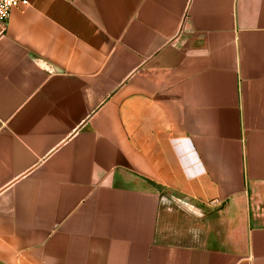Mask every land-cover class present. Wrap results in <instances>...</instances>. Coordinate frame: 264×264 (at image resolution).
<instances>
[{
    "label": "crops",
    "instance_id": "crops-1",
    "mask_svg": "<svg viewBox=\"0 0 264 264\" xmlns=\"http://www.w3.org/2000/svg\"><path fill=\"white\" fill-rule=\"evenodd\" d=\"M0 264H264V0L13 9Z\"/></svg>",
    "mask_w": 264,
    "mask_h": 264
},
{
    "label": "built area",
    "instance_id": "built-area-1",
    "mask_svg": "<svg viewBox=\"0 0 264 264\" xmlns=\"http://www.w3.org/2000/svg\"><path fill=\"white\" fill-rule=\"evenodd\" d=\"M29 5V0H0V37L5 36L8 23L15 8H25ZM214 202L213 205H217Z\"/></svg>",
    "mask_w": 264,
    "mask_h": 264
},
{
    "label": "rangeland",
    "instance_id": "rangeland-1",
    "mask_svg": "<svg viewBox=\"0 0 264 264\" xmlns=\"http://www.w3.org/2000/svg\"><path fill=\"white\" fill-rule=\"evenodd\" d=\"M170 199V200H169ZM168 201H170V205H172V207L177 209V205L179 204V198L176 196V198H168Z\"/></svg>",
    "mask_w": 264,
    "mask_h": 264
}]
</instances>
